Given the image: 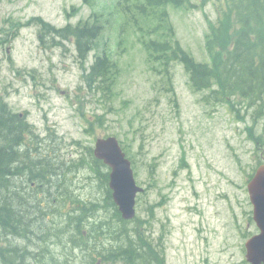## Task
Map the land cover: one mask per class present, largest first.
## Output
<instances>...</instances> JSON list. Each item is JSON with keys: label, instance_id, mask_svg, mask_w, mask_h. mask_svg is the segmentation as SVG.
Segmentation results:
<instances>
[{"label": "rangeland", "instance_id": "1", "mask_svg": "<svg viewBox=\"0 0 264 264\" xmlns=\"http://www.w3.org/2000/svg\"><path fill=\"white\" fill-rule=\"evenodd\" d=\"M120 1L92 0L87 5L82 0H0V96L15 112L27 111L39 139L55 136L65 162L82 155L85 147L93 148L97 138L115 136L123 142L135 182L144 188L136 197L135 216L150 222L147 228L155 240L160 236L166 264H248L244 244L258 229L246 183L259 162L264 163V118L253 119L254 108L244 104L230 111L204 102L207 91L191 89L180 63L169 68L174 93L166 91L162 71L146 62L131 27L121 30L125 12L118 7ZM216 2L210 0L201 9L167 6L181 47L200 63L209 62L204 36L218 16ZM92 14L100 17L103 30L84 68L72 41L46 37L41 44L40 25L32 20L40 18L60 29ZM103 50L117 61L120 73L112 99L82 82L95 54ZM249 127L252 136H263L261 143L248 137ZM86 177L82 169L70 177L72 194L99 199L96 183ZM13 178L8 192H24L23 182ZM26 215L28 231L41 236L37 213ZM62 222L56 217L54 224L45 225L55 228ZM55 239L49 236L41 245L31 237L28 249L22 241L9 245L19 251L21 264L32 259L35 264H83L77 249Z\"/></svg>", "mask_w": 264, "mask_h": 264}, {"label": "trees", "instance_id": "2", "mask_svg": "<svg viewBox=\"0 0 264 264\" xmlns=\"http://www.w3.org/2000/svg\"><path fill=\"white\" fill-rule=\"evenodd\" d=\"M209 1L197 0L194 4L192 0H123L118 2V7L125 12L121 30L124 31V26L131 27L145 53L146 62L158 67L153 70L162 71L164 85L168 86L166 91L174 93L169 68L173 63H180L188 74L191 89L207 91L204 102L225 105L230 111H234L235 105L244 104L254 108L253 119H262L264 0H217L218 16L213 23L209 22L204 36L209 62L200 63L181 47L167 6L201 9ZM82 2L90 5L92 0ZM32 20L40 25L38 37L41 44L45 43L46 37L51 41H72L76 60L82 68L89 54L98 49L97 40L103 26L97 14L60 29L40 18ZM119 74L117 61L103 50L100 55L95 54L88 72L82 76V82L90 90L100 93L102 98L112 99ZM25 126L28 148L21 157L18 147L22 146L23 138L19 123L15 116L8 114L4 98L0 96V264H21L19 251L10 246L11 241L26 242L28 249L31 237L42 245L49 236L56 238L59 245L64 244L62 240L65 239L73 249H77L83 264H166L165 251L161 249V242L158 243L160 236L155 240L147 228L150 222L137 217L131 221L122 220L108 188L109 169L93 157L91 147H85L82 155L65 162L60 158V144L55 145L53 134L39 139L30 124L26 122ZM246 131L256 145L261 143L262 135L252 136V127ZM120 144L126 151L123 142ZM72 145L77 147L78 142ZM181 165L187 166L185 160ZM80 169L88 173L86 179L96 183L101 192L99 199L93 196L82 200L72 194L71 178ZM24 173L27 178L23 182L24 192H8L7 189H13L10 177ZM150 174H153L152 169ZM34 211L40 225H43L38 229L39 237L28 231L29 223L25 220L29 217L26 214ZM148 213L153 215V206L148 207ZM56 217L63 224L47 228L45 224H52ZM71 247L64 250L67 252ZM23 250L27 254V250ZM32 261L31 264L36 263L35 259ZM67 263L66 260L60 262Z\"/></svg>", "mask_w": 264, "mask_h": 264}, {"label": "water", "instance_id": "3", "mask_svg": "<svg viewBox=\"0 0 264 264\" xmlns=\"http://www.w3.org/2000/svg\"><path fill=\"white\" fill-rule=\"evenodd\" d=\"M93 156L109 169L108 188L122 220L134 219L136 196L144 189L136 184L131 162L117 138L96 139ZM246 188L258 233L245 242V259L249 264H264V163L257 166Z\"/></svg>", "mask_w": 264, "mask_h": 264}, {"label": "flooded vegetation", "instance_id": "4", "mask_svg": "<svg viewBox=\"0 0 264 264\" xmlns=\"http://www.w3.org/2000/svg\"><path fill=\"white\" fill-rule=\"evenodd\" d=\"M4 105L6 106V111L8 112V114L10 116H12V115L15 116L16 120L19 123L21 138H23V140H22V146L19 145L20 146L19 153L21 154V157H22V155L27 152V148H28V145H27V139H28V137H27V134H26V126H25V128L23 127V124L24 125L26 124V119H27L28 113H27V111L20 112V113L15 112L13 110V108L10 107L6 103V101H4ZM33 152H35V151L33 150ZM34 155H36V153ZM10 176H12V175H10ZM13 179H15L16 181L19 180V181L25 182L27 178H26L25 175H20L19 177L16 176V175H14V178ZM33 186H34L33 183H31V187H33Z\"/></svg>", "mask_w": 264, "mask_h": 264}]
</instances>
